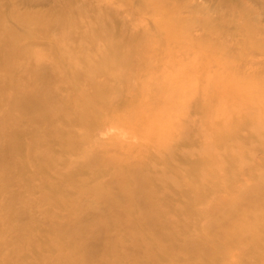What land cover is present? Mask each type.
<instances>
[{
  "label": "rangeland",
  "instance_id": "rangeland-1",
  "mask_svg": "<svg viewBox=\"0 0 264 264\" xmlns=\"http://www.w3.org/2000/svg\"><path fill=\"white\" fill-rule=\"evenodd\" d=\"M49 3L0 0L20 12L68 11L46 35L45 22L18 31L58 42L63 67L96 66L106 100L96 101L89 76L20 82L19 96L63 98L34 108L35 137L22 125L0 137L14 147L0 156V264H250L242 249L264 262V0ZM1 79L14 81L2 63ZM0 112L17 113L2 101ZM34 145L47 152H26Z\"/></svg>",
  "mask_w": 264,
  "mask_h": 264
},
{
  "label": "bare ground",
  "instance_id": "bare-ground-1",
  "mask_svg": "<svg viewBox=\"0 0 264 264\" xmlns=\"http://www.w3.org/2000/svg\"><path fill=\"white\" fill-rule=\"evenodd\" d=\"M49 0H20L21 3H26L30 5V3L33 4H42L45 5L48 3ZM52 3L51 6H59L60 0H51ZM73 1V0H72ZM129 1V0H127ZM19 4V3H18ZM17 4V5H18ZM12 9H7V7L0 6V63L5 65L9 69V75L14 78V81L11 82V85H6L5 83H2L3 80L1 79L0 82V101H2L3 106L10 110V111H16L17 113L14 115H5L0 112V123L1 122H7V124L14 125V129L10 126H7L5 124L4 126H0V137L6 136L13 130H18L19 126H23L22 131H24L27 135H32L35 137L39 131L43 132L42 125L40 123L39 115L36 112H33L34 108L39 104L40 101L46 100L47 98H63L62 94L53 92L49 93L47 98L42 96H33V95H27V94H21L20 96L16 93L17 90H20V82H24L26 78L31 77L32 75L36 74L41 80L40 81H48L46 77L48 75H56L58 73L65 72L66 76L63 77V81H69L75 84H79L80 82H83V80L88 81V78H91L89 87L93 88V91L95 93V99L96 101H105V95L103 93L101 94V90L104 87H106L107 83L101 84L96 83L94 81L93 77L95 75L96 66L92 68H75V66L69 64V66L63 67L61 66L60 62L62 61L63 57L65 55H60L59 48L60 46L58 42H50V41H40L39 39L42 36L41 34L35 35V34H27L24 35V33H21L18 31L17 27L22 26L25 28L30 27H36L38 26L37 23H48L49 26L42 27L41 26V33L43 35L48 34V30H50L52 27L61 26L63 23V18H66L68 15V11L66 10H60L56 8L55 11L49 12L48 10H38V11H23L20 12L18 7H14L13 4ZM71 13V12H70ZM60 18V19H59ZM56 19V20H55ZM17 24V26H16ZM20 25V26H19ZM40 28V27H39ZM55 29V28H52ZM51 29V30H52ZM178 33V32H177ZM35 37H37L35 40ZM58 38V37H57ZM60 39V38H59ZM39 42V43H38ZM39 46L42 50H38L35 46ZM62 46V45H61ZM148 48V47H147ZM146 50V49H145ZM151 58V57H150ZM153 59V58H152ZM115 62V59H113ZM53 64L51 67H46L47 64ZM29 64V65H27ZM112 66V65H111ZM27 67L20 75L16 76L17 73H19L23 68ZM138 74V73H137ZM71 75V77H69ZM16 78V79H15ZM97 78V77H96ZM119 78L117 79L119 82L120 76L115 77ZM114 78V79H115ZM113 79V80H114ZM116 79L115 81L118 82ZM88 83V84H89ZM85 87V86H84ZM99 90V91H98ZM117 93L119 90H114ZM113 91V92H114ZM14 92V93H12ZM88 94V92H86ZM114 94V93H113ZM80 98H83V95L80 96ZM112 100V99H111ZM66 98L62 103H66ZM111 102V101H110ZM117 105H111V108H116ZM87 111H80L77 113H73V116H77L78 122H83L84 117L88 116ZM42 120V119H41ZM51 120L55 122H59L60 120L55 116ZM60 128L58 129V132L60 133V136L62 139H68L72 138L66 133V130L68 129V125L66 123H60ZM7 126V128H6ZM6 128V129H5ZM8 128H11V130H7ZM117 131V130H116ZM119 133V132H118ZM36 141V140H34ZM72 146H77V142L75 139H72ZM26 152L32 153V154H39L43 155L45 152H47L46 149L39 148L37 146H32L30 149H26ZM0 156L7 157V156H13L14 155V147L13 145L6 144V141L3 142V140H0ZM73 156L77 157L76 160L81 161L83 164L85 162H89L90 159L83 158L82 154L77 155V152H73ZM3 158L0 160V162H4ZM4 164V163H3ZM55 165L59 166L57 162H52V166ZM10 175L7 176V180H10ZM143 184H147V180L140 179L137 182L138 187L143 186ZM100 187V186H99ZM98 185H96L92 191L93 193L103 197L108 198L109 194L100 190ZM14 191V190H13ZM169 192H164L161 194L162 197L168 198ZM119 195L123 196L122 192L119 193ZM133 196L141 197L144 195L142 191L139 192H133ZM144 200V199H142ZM147 202L146 200H144ZM9 199L7 198L4 203H8ZM148 203V202H147ZM62 204V202L57 203ZM222 222L225 220L222 219ZM206 226L208 227H214L215 222L214 219H207ZM68 229H72V226L67 225ZM95 231L93 229H90L88 232ZM242 237H245L244 235ZM92 237L87 236L83 241L85 244H90L91 246H98L100 243V240L98 238L91 239ZM241 238V237H240ZM200 241V240H199ZM198 240L196 242H192L190 239L187 238V242L189 245L192 243L200 245V243H205V241L199 242ZM85 246V245H84ZM245 250L242 249L240 253L243 255V257L246 258V261L250 262V264H264L263 261L254 259L252 255H247L244 253ZM252 257V258H247ZM248 259V260H247Z\"/></svg>",
  "mask_w": 264,
  "mask_h": 264
}]
</instances>
